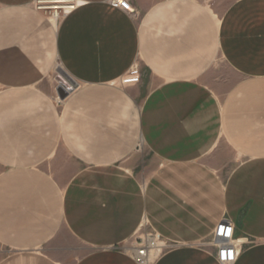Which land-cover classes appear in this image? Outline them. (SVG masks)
Segmentation results:
<instances>
[{
  "label": "crops",
  "instance_id": "crops-1",
  "mask_svg": "<svg viewBox=\"0 0 264 264\" xmlns=\"http://www.w3.org/2000/svg\"><path fill=\"white\" fill-rule=\"evenodd\" d=\"M34 1L0 0V264H140L141 226L150 264H264V0Z\"/></svg>",
  "mask_w": 264,
  "mask_h": 264
},
{
  "label": "built area",
  "instance_id": "built-area-1",
  "mask_svg": "<svg viewBox=\"0 0 264 264\" xmlns=\"http://www.w3.org/2000/svg\"><path fill=\"white\" fill-rule=\"evenodd\" d=\"M55 2H66L64 5H69L68 9H71L73 7V3L71 0H56ZM42 2L38 1L36 5H34L37 9H44L45 6L44 4H40ZM110 3L115 6L120 8L121 10L127 11L130 13V11L133 10V8L130 5L126 4V1H121V0H111ZM59 8H64L63 5H53L50 6V9L52 10L51 12V17L54 19L57 18L59 15L57 14V11ZM65 8L63 9V12L65 13L67 11ZM130 10V11H129ZM140 78V75L138 72L134 73H128L122 76L121 82L122 83H130V82H136ZM158 237V236H157ZM159 238V237H158ZM149 239H152L154 242L155 240L153 238H138L135 240L133 243L130 245L126 246V252L128 255L133 257L138 263L140 264H150L153 259L165 248H168L169 245L164 244L161 242L159 244L160 250L158 253L153 254L152 251V246L153 244ZM240 241L239 239L236 238H230L228 240H221L217 241V243H214L215 251H216V260L220 264H232L236 257L238 256L240 252Z\"/></svg>",
  "mask_w": 264,
  "mask_h": 264
},
{
  "label": "rangeland",
  "instance_id": "rangeland-1",
  "mask_svg": "<svg viewBox=\"0 0 264 264\" xmlns=\"http://www.w3.org/2000/svg\"><path fill=\"white\" fill-rule=\"evenodd\" d=\"M38 1L42 2L40 4H44L45 7L44 9H37L34 5H36V3H38ZM56 0H35L33 2V8H35L38 11H41L45 14H47V16L51 17V12L52 10L50 9V6L53 5H64L66 2H55ZM133 8L132 11H130V14H135L136 10L135 7L131 6ZM64 8H59V10L57 11V14L59 15L57 18H49L51 19L53 22H55L56 24L60 21L61 17L63 16L64 12H63ZM216 63H219V59H217L215 61ZM222 68V67H221ZM61 71L58 67L57 69L54 71L53 74H55L56 80L59 83V86H63L66 87V85H64L65 81L69 82L68 78L66 77V75L64 74V72ZM63 82V83H62ZM147 87L144 86L143 89H146ZM57 99H61L59 95L56 96ZM134 162H132L134 164V166H132L131 168L135 169V173L136 175L140 176V177H146L148 175V173H150L152 171V169L156 166V161H154L155 159L153 158V156L147 151V149L145 150L144 147L142 146H138L136 147V150L134 152ZM140 229L135 233V235H133V237H131L128 241L126 242V245H130L131 243H133L135 240H137L138 238H153L156 242H158L159 244H161L160 239L157 237L156 234H154L151 230H149L148 227L146 226H141L139 227ZM63 237L66 241L70 242V238L69 235L66 232H63ZM71 243V242H70Z\"/></svg>",
  "mask_w": 264,
  "mask_h": 264
},
{
  "label": "bare ground",
  "instance_id": "bare-ground-1",
  "mask_svg": "<svg viewBox=\"0 0 264 264\" xmlns=\"http://www.w3.org/2000/svg\"><path fill=\"white\" fill-rule=\"evenodd\" d=\"M63 7L67 10L69 5H63ZM151 241V243L153 244L152 246V251H153V254L157 253V251L160 249V245L158 243H156L155 241L153 242L152 239H149Z\"/></svg>",
  "mask_w": 264,
  "mask_h": 264
},
{
  "label": "water",
  "instance_id": "water-1",
  "mask_svg": "<svg viewBox=\"0 0 264 264\" xmlns=\"http://www.w3.org/2000/svg\"><path fill=\"white\" fill-rule=\"evenodd\" d=\"M63 83V82H62ZM67 88V87H66ZM68 90H69V88H68ZM63 95H60V97H62Z\"/></svg>",
  "mask_w": 264,
  "mask_h": 264
}]
</instances>
